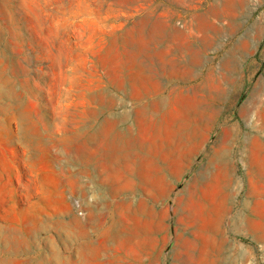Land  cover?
<instances>
[{"label": "rangeland", "instance_id": "374dc122", "mask_svg": "<svg viewBox=\"0 0 264 264\" xmlns=\"http://www.w3.org/2000/svg\"><path fill=\"white\" fill-rule=\"evenodd\" d=\"M0 264H264V0H0Z\"/></svg>", "mask_w": 264, "mask_h": 264}]
</instances>
